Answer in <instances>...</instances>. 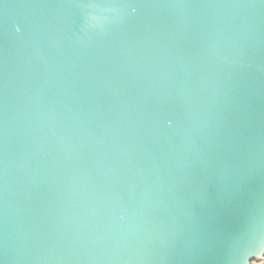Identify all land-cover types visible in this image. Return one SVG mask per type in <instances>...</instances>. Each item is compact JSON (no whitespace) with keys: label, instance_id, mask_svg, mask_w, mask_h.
Segmentation results:
<instances>
[{"label":"water","instance_id":"1","mask_svg":"<svg viewBox=\"0 0 264 264\" xmlns=\"http://www.w3.org/2000/svg\"><path fill=\"white\" fill-rule=\"evenodd\" d=\"M262 251L264 0H0V264Z\"/></svg>","mask_w":264,"mask_h":264},{"label":"built area","instance_id":"2","mask_svg":"<svg viewBox=\"0 0 264 264\" xmlns=\"http://www.w3.org/2000/svg\"><path fill=\"white\" fill-rule=\"evenodd\" d=\"M264 262V257L255 259L252 264H262Z\"/></svg>","mask_w":264,"mask_h":264},{"label":"crops","instance_id":"3","mask_svg":"<svg viewBox=\"0 0 264 264\" xmlns=\"http://www.w3.org/2000/svg\"><path fill=\"white\" fill-rule=\"evenodd\" d=\"M262 264H264V262Z\"/></svg>","mask_w":264,"mask_h":264},{"label":"clouds","instance_id":"4","mask_svg":"<svg viewBox=\"0 0 264 264\" xmlns=\"http://www.w3.org/2000/svg\"><path fill=\"white\" fill-rule=\"evenodd\" d=\"M262 252H264V251H262Z\"/></svg>","mask_w":264,"mask_h":264}]
</instances>
